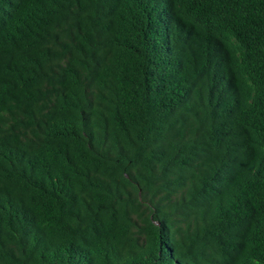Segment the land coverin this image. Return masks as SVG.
I'll return each mask as SVG.
<instances>
[{
    "label": "trees",
    "instance_id": "trees-1",
    "mask_svg": "<svg viewBox=\"0 0 264 264\" xmlns=\"http://www.w3.org/2000/svg\"><path fill=\"white\" fill-rule=\"evenodd\" d=\"M0 264H264V0H0Z\"/></svg>",
    "mask_w": 264,
    "mask_h": 264
}]
</instances>
